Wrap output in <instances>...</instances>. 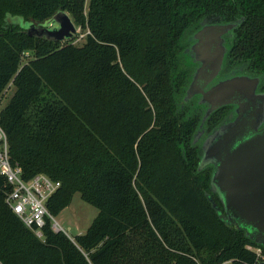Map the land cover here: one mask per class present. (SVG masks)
<instances>
[{
    "label": "trees",
    "instance_id": "16d2710c",
    "mask_svg": "<svg viewBox=\"0 0 264 264\" xmlns=\"http://www.w3.org/2000/svg\"><path fill=\"white\" fill-rule=\"evenodd\" d=\"M87 9L84 13V9ZM59 11L81 45L28 35L6 16L42 24ZM234 22L221 73L239 66L264 89V0H0V126L10 161L30 179L60 183L51 215L75 193L97 209L70 240L47 222L38 239L5 203L3 264H264V246L222 222L197 170L203 111L183 101L194 63L185 50L202 24ZM27 57L26 61H23ZM228 105L204 125L227 120ZM213 128V129H214ZM250 247L251 249H248Z\"/></svg>",
    "mask_w": 264,
    "mask_h": 264
},
{
    "label": "water",
    "instance_id": "95a60500",
    "mask_svg": "<svg viewBox=\"0 0 264 264\" xmlns=\"http://www.w3.org/2000/svg\"><path fill=\"white\" fill-rule=\"evenodd\" d=\"M235 26L234 22L202 24L192 34L189 50L198 66L185 99L199 96V102L207 105L204 119L217 108L234 107V115L217 125L201 144L197 170L212 168L209 189L222 209L210 193L206 197L218 218L264 246V93L257 92L259 77L234 75L204 89L221 72L224 36ZM20 27L30 36L57 41L76 34L72 19L63 11L42 24L29 22Z\"/></svg>",
    "mask_w": 264,
    "mask_h": 264
},
{
    "label": "built area",
    "instance_id": "2783aa9c",
    "mask_svg": "<svg viewBox=\"0 0 264 264\" xmlns=\"http://www.w3.org/2000/svg\"><path fill=\"white\" fill-rule=\"evenodd\" d=\"M1 108V107H0ZM0 177L5 179L8 190L5 192V203L15 216L40 239H44L43 228L46 223L53 232H62L69 237L56 222L55 216L47 209V201L59 188L60 183L53 181L45 174H36L30 179L21 177V169L10 161L7 136L0 126ZM248 249H251L248 247ZM257 257L264 262L261 250L254 249ZM0 264H3L0 261ZM218 264H232L224 261Z\"/></svg>",
    "mask_w": 264,
    "mask_h": 264
},
{
    "label": "rangeland",
    "instance_id": "374dc122",
    "mask_svg": "<svg viewBox=\"0 0 264 264\" xmlns=\"http://www.w3.org/2000/svg\"><path fill=\"white\" fill-rule=\"evenodd\" d=\"M87 1L88 0H86V2ZM86 11L87 9L85 8L84 13H86ZM6 21L10 24H15L22 27H27L29 24V21L24 20L22 17L19 16L7 15ZM74 26L76 27V34L73 36L72 43L75 45H81L84 42V33L75 24ZM65 41L66 40H63L62 42ZM23 59V61H26L27 57H24ZM12 92L13 89H7L4 94V98L0 102L1 108L7 103ZM96 214L97 209L91 206L90 204L84 202L80 198L79 193H75L72 197L70 204L54 218L56 222L62 227L63 231L69 237L74 238L75 235L83 233L87 229Z\"/></svg>",
    "mask_w": 264,
    "mask_h": 264
},
{
    "label": "flooded vegetation",
    "instance_id": "af4514ba",
    "mask_svg": "<svg viewBox=\"0 0 264 264\" xmlns=\"http://www.w3.org/2000/svg\"><path fill=\"white\" fill-rule=\"evenodd\" d=\"M226 36H227V34L224 36V39H225V41H224L225 47H226ZM191 43L192 42H190V44ZM185 53H186V58H188V60L191 62V64L194 63V67H193V72H194V70L197 68L198 64L193 60L192 54H191V52L189 50V46L185 50ZM193 72H192V74H193ZM192 74H191V77H192ZM243 74L244 75L253 76V75L249 74L248 72H246L245 70H243V68L239 66L238 69H235V70H233L230 73L222 74L220 72L219 76L212 83H210L207 87H205L204 89H207L208 87H210L211 85H213L216 80H223V79H226V78L231 77V76H234V75H243ZM191 77H190V79H191ZM256 77H258V76L256 75ZM257 92L264 93V89L260 85V79H259V84L257 86ZM185 94H186V90H185ZM182 100L185 101V102H187V101H194L196 103V105L200 107V110L203 111V116H202L201 122L199 124V128L200 129L196 132L195 137H194V140H193L194 142H196V143L199 144V147H200V150H201V144L203 143V141L205 140V138L213 131V128H214V127L213 128H209V126H207V125H204L203 126L205 120L207 119V118L204 119V114H205L207 105L204 104V103H200L199 102V96L198 95H194V96H192L191 98H189L187 100L185 99V95H184V97H183ZM218 109L219 108H217L216 110H218ZM233 109H234V107L228 106V112H227V114L225 115L224 118H227V119L228 118H231L234 115Z\"/></svg>",
    "mask_w": 264,
    "mask_h": 264
}]
</instances>
